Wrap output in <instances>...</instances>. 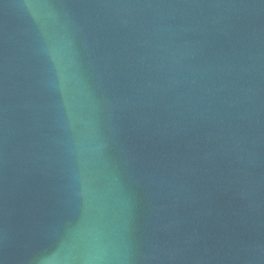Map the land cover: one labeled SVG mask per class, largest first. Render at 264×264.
Wrapping results in <instances>:
<instances>
[{
    "label": "water",
    "instance_id": "95a60500",
    "mask_svg": "<svg viewBox=\"0 0 264 264\" xmlns=\"http://www.w3.org/2000/svg\"><path fill=\"white\" fill-rule=\"evenodd\" d=\"M0 264H264V0H0Z\"/></svg>",
    "mask_w": 264,
    "mask_h": 264
}]
</instances>
